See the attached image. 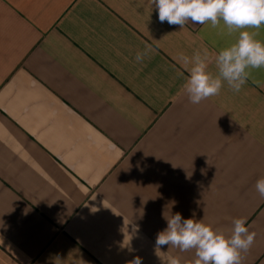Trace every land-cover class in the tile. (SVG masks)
<instances>
[{
    "label": "crops",
    "instance_id": "crops-1",
    "mask_svg": "<svg viewBox=\"0 0 264 264\" xmlns=\"http://www.w3.org/2000/svg\"><path fill=\"white\" fill-rule=\"evenodd\" d=\"M237 38L149 0H0V264H191L154 253L176 212L228 236L247 217L241 264H264V68L192 104L178 63L206 49L215 74Z\"/></svg>",
    "mask_w": 264,
    "mask_h": 264
},
{
    "label": "clouds",
    "instance_id": "clouds-1",
    "mask_svg": "<svg viewBox=\"0 0 264 264\" xmlns=\"http://www.w3.org/2000/svg\"><path fill=\"white\" fill-rule=\"evenodd\" d=\"M149 3L158 11L160 23L167 22L183 30L189 22L200 25L210 22L213 28L222 22L229 35L238 33L236 42L215 56V74L210 70L212 58L206 49L196 51L191 57L178 58V63L188 72L183 90L192 104L219 95L225 82L233 92L239 93L250 79L251 70L264 68V42L256 39V31L246 30L264 26V0H149ZM153 51L150 45L146 46L137 52L136 62L142 64ZM255 189L264 198V178L256 181ZM195 216L193 212L192 218H183L176 212L166 218L167 227L155 239V255L160 258L161 249L168 246L180 252L194 250L191 264H241L242 253L251 248L256 236L245 226L247 217L234 219L228 236ZM138 232V225L133 224L131 239ZM127 247L133 251L130 244ZM128 264H142V257L136 256ZM168 264H180L179 257L170 259Z\"/></svg>",
    "mask_w": 264,
    "mask_h": 264
}]
</instances>
